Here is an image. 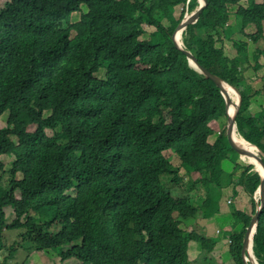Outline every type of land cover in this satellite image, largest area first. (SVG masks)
I'll use <instances>...</instances> for the list:
<instances>
[{
  "label": "trees",
  "instance_id": "trees-1",
  "mask_svg": "<svg viewBox=\"0 0 264 264\" xmlns=\"http://www.w3.org/2000/svg\"><path fill=\"white\" fill-rule=\"evenodd\" d=\"M207 2L183 33L184 49L240 91L237 132L264 154V105L252 110L260 91L246 78L249 45L238 41L233 58L224 47L225 39L252 25L250 41L258 42L264 0ZM199 6V0H6L0 10V121L6 113L9 118L0 128V157L13 137L18 145L8 170L0 159V251L5 230L23 228L22 241L36 242L58 226L66 244L76 243L62 253L64 261L192 264L191 243L208 256L217 241L198 226L184 230L181 221L213 217L223 190L242 186L253 212H233L243 225L229 245L234 263L244 264L243 240L262 178L254 165L237 163L226 130L209 141L211 123L227 119L224 97L172 38ZM145 25L155 32L143 41ZM166 109L173 112L170 123ZM30 126L36 131L28 132ZM167 151L188 177L184 195L174 196L168 183L180 185L184 178ZM231 159L235 166L225 173ZM7 207L16 216L11 224ZM36 213L49 215L38 220ZM253 251L264 264V209Z\"/></svg>",
  "mask_w": 264,
  "mask_h": 264
},
{
  "label": "rangeland",
  "instance_id": "rangeland-1",
  "mask_svg": "<svg viewBox=\"0 0 264 264\" xmlns=\"http://www.w3.org/2000/svg\"><path fill=\"white\" fill-rule=\"evenodd\" d=\"M201 0H199L200 3ZM258 2H261V0H257ZM6 0H0V10H2L5 6ZM242 6H247V2L243 1ZM87 7L83 6L82 12L86 11ZM80 13H76L73 16L74 21H78L81 17ZM182 13V7L176 8L175 11V17L178 19L180 18ZM166 25H168V22H165ZM231 26L235 25V17L234 13L230 17V23ZM146 34L141 37V40L146 41L150 39V35L155 32L154 27H150L145 25L144 26ZM256 32V27L255 26H249V28L246 29L245 33H240L237 31L231 39L225 40V52L226 55L230 58H233L237 55V47H238V41H245L249 45V57L251 58V67L248 69L246 72V78L248 83L253 87L254 90L260 91V95H258L255 100L253 101L252 105V110L253 111H258L261 106L264 105V55L260 54L258 55V59L255 60L253 57V54L256 51H264V33L263 35L259 38L257 43L251 42L250 41V36ZM183 37V36H182ZM178 41V40H177ZM179 42V41H178ZM182 43L183 38H182ZM180 43V44H182ZM258 64L257 68L255 65ZM215 71H218V69H215ZM105 73V70L101 71L99 74H97V77L99 79L103 78ZM163 117L164 121L166 123H170L173 119V112L171 109H166L163 111ZM9 114L6 113L4 116L1 118L0 121V128H6L7 122H8ZM226 123V124H225ZM227 126V119L226 120H221L218 122H213L211 123V127L214 130L215 134L210 138V143H214L216 140L217 135L222 133L223 131L226 130ZM36 131V126H30L28 128V132L33 133ZM48 135H52L53 132L51 130L46 131ZM18 145V138L13 137L12 140L7 144L8 147V153L0 157L2 162L5 165V168L8 170L11 167L12 162L15 160V155L12 152L13 148H16ZM165 156L172 162V164L175 166V169L178 170L179 172L178 175L182 178H184V182L180 185H174L170 184L171 187L174 189V196H179V195H184L186 193V183L188 182L187 179L188 177L186 176L185 171L181 168V162L180 159L171 151H167L164 153ZM261 155V154H260ZM239 158L234 157V159L239 163L241 157L237 154ZM226 160L223 164V169L225 173H228L232 171L233 167L235 166L234 160ZM241 161L245 164H249L248 161H244L241 159ZM238 175V174H237ZM20 176V174L18 175ZM175 174L170 175V177H174ZM201 196L204 194V189L200 191ZM227 194V193H226ZM232 197V194L230 193L229 198ZM228 198V199H229ZM253 199L255 201H258L259 195L255 194ZM234 207L236 209L238 208H243L242 204L237 201L236 204H234ZM231 209V206L229 207ZM251 208H249V211L251 212ZM6 212V221L7 224H11L15 219V213L14 210L11 207H7L5 209ZM46 215H49L48 213L44 214H39L36 213L35 216H37L38 220H42V218ZM230 213H228V219H224L223 223L225 225L230 224L231 219H234L233 216L230 217ZM177 216V215H176ZM230 217V218H229ZM177 219H179L177 217ZM26 219H22V222L24 223ZM179 221H181L179 219ZM195 224H198V221L195 219H191L188 221H181V227L186 230V231H192L195 229ZM224 224L216 223L215 224V234L216 231H220L221 233L215 236V238L219 239L220 242L218 243L220 249V252L222 255L217 256L216 262L217 264H233V257L230 253L229 249V244L227 237H230V234L234 233L237 231V229H233V225H230V229H226ZM25 232V229L23 228H18V229H12V230H5L3 233V239H2V246L3 250L0 251V264H80V261L77 259H70V260H62V253L65 252L71 245H68L65 243L63 240L62 234H61V229L58 226H52L49 229V234L47 237L42 236L40 237L36 242H31V241H22V234ZM206 235V234H205ZM233 235V234H232ZM207 237V235H206ZM209 238V237H208ZM77 244H80L78 242ZM41 247V249H39ZM200 248L198 243L193 242V249L190 250L189 248V257L190 260L193 261L195 260V264H214L212 258L207 255H205L203 250ZM13 254V255H12ZM194 258V259H193ZM206 258L210 261H206ZM220 259V260H219ZM221 261V262H220Z\"/></svg>",
  "mask_w": 264,
  "mask_h": 264
},
{
  "label": "water",
  "instance_id": "water-1",
  "mask_svg": "<svg viewBox=\"0 0 264 264\" xmlns=\"http://www.w3.org/2000/svg\"><path fill=\"white\" fill-rule=\"evenodd\" d=\"M208 5V2L207 0H201L200 1V6L197 8V10L195 12H193L192 14H189V15H185V18L183 19V21L179 24V26L176 28L172 38H173V41L175 43V45L182 51H184V53L187 55V58L189 59L190 63L195 67L197 68L207 79L213 81L217 87L221 90V93L224 97V100H225V103H226V115H227V126H226V133H227V137H228V142L231 146V148L238 154L244 156V157H250L251 155H254V157L257 159V161L260 163V165L263 167L264 169V161H263V157L261 155H263L261 153V151L259 150L260 154L259 155H255V154H252L246 150H243L241 148H239L235 142V139H234V134H235V131H237V116H238V112L240 110V106H241V103H242V95L240 93V91L231 86L235 91L238 92L239 94V105H238V109H237V112L235 113V115L233 117H230L228 116V111L231 107V105L233 104V100L231 99V97L229 96V94H227L225 91H224V88H223V83H226L225 81H223L220 77H218L217 75L211 73L209 70L205 69L204 67H202L198 60L193 56V54L187 50L184 49V44H180L177 40L178 38V34L179 32H182L184 33V31L187 30V28L190 26V25H194L196 24L201 15L203 14V12L205 11L206 7ZM228 84V83H227ZM243 159V158H242ZM255 171H257L261 178H262V182H261V185L258 189V193L260 195V206L259 208L257 209L255 215L253 216L252 220H251V223L249 225V227L247 228V231H246V234H245V237H244V240H243V250H242V257H243V260L247 257L246 255V250H247V247H248V244L251 243V248L254 246V236L256 234V231H257V226H258V223L260 221V217L262 215V212H263V209H264V173L262 174L261 171L259 169H254ZM252 262V264H257V259L254 255V257H251L249 258Z\"/></svg>",
  "mask_w": 264,
  "mask_h": 264
},
{
  "label": "crops",
  "instance_id": "crops-1",
  "mask_svg": "<svg viewBox=\"0 0 264 264\" xmlns=\"http://www.w3.org/2000/svg\"><path fill=\"white\" fill-rule=\"evenodd\" d=\"M230 193L232 194L231 198H229ZM230 201L232 203L229 204ZM237 201H239L242 204V206H243L242 209L241 208L236 209L234 207V204H236ZM230 206H231V209L229 208ZM218 207H219V211H218V208L214 209V211L218 212V213L215 214L213 217L208 218V219H206V218L195 219L196 221H198V224H195V225H197L202 230V232H204V234L207 235V237L217 241V244H216V247H215L214 251L210 254V257L212 258L214 264L218 263V262H216L217 256L222 255V253L220 252L221 248L218 245L220 240L215 238L217 233L220 234L221 232L220 231H216V234H215V229H216V228H214L215 224L216 223L224 224L223 220L224 219H228V213H230L231 214L230 217L233 216L234 219L229 217L232 222H230V224H228V225H225V224L224 225H225L226 229H230V225H233V229H237L236 232H239L242 229V225L243 224H237L236 223V218L233 215V212L234 211H239V212H242V213H244L246 215H251V213L253 212V205H252V202H251V198L245 192V190L243 189L242 186H232V187H230V188H228L226 190H223V197H222ZM249 208L252 209L251 212L249 211ZM236 232H234V233H236ZM234 233H232V234H234ZM232 234H230V237H231ZM230 237H227L228 244H229V241H230ZM192 249H193V243H191V245H190V250H192ZM228 250H230V245H229V249ZM200 252H201V250H200ZM207 261H210L209 258H208ZM193 263L195 264L196 261L194 260ZM233 264H235L234 261H233Z\"/></svg>",
  "mask_w": 264,
  "mask_h": 264
},
{
  "label": "bare ground",
  "instance_id": "bare-ground-1",
  "mask_svg": "<svg viewBox=\"0 0 264 264\" xmlns=\"http://www.w3.org/2000/svg\"><path fill=\"white\" fill-rule=\"evenodd\" d=\"M183 36V31L182 32H179L178 34V41L179 43H182V37ZM223 88H224V91L229 94V96L231 97V99L233 100V104L231 105L229 111H228V116L230 117H233L235 115V113L237 112V109H238V105H239V94L237 91H235L229 84L227 83H223ZM234 139H235V142L237 144V146L243 150H246L252 154H255V155H259L260 152H259V149L248 143L244 138H242L237 131H235V134H234ZM242 160L244 161H248L249 164H252L255 166L256 169H259L261 171V173L263 174L264 173V169L263 167L260 165V163L257 161V159L254 157V155H251L250 157H244L240 154H238ZM263 158H264V154L261 155ZM256 194L259 195L258 192H256ZM260 200V195H259V199ZM255 215V214H254ZM253 215V216H254ZM253 218V217H252ZM251 223V222H250ZM249 227V226H248ZM247 231V230H246ZM244 246V244H243ZM242 250H243V247H242ZM246 255L247 257L243 260V263L244 264H252L251 260L249 258L251 257H254V251H253V247L251 248V243L248 244V247H247V250H246ZM257 264H259L258 260L256 261Z\"/></svg>",
  "mask_w": 264,
  "mask_h": 264
},
{
  "label": "clouds",
  "instance_id": "clouds-1",
  "mask_svg": "<svg viewBox=\"0 0 264 264\" xmlns=\"http://www.w3.org/2000/svg\"><path fill=\"white\" fill-rule=\"evenodd\" d=\"M187 15H189V14H187ZM257 191H258V190H257ZM255 203L257 204V206H258V208H259V206H260V200L255 201ZM258 208H257V209H258ZM230 243H232V241H229V244H230Z\"/></svg>",
  "mask_w": 264,
  "mask_h": 264
}]
</instances>
